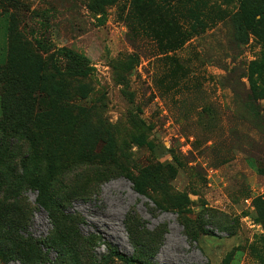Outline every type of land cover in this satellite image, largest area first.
Returning a JSON list of instances; mask_svg holds the SVG:
<instances>
[{"label":"rangeland","instance_id":"1","mask_svg":"<svg viewBox=\"0 0 264 264\" xmlns=\"http://www.w3.org/2000/svg\"><path fill=\"white\" fill-rule=\"evenodd\" d=\"M241 2H174L185 34L174 47L147 31L159 0H118L104 23L94 0H0V64L9 41L26 87L17 95L0 70V121L33 144L16 163L9 151L0 201L22 202L23 236L45 254L28 264H140L114 249L151 264H264V97L249 100L264 44L240 33ZM60 47L90 73L72 75ZM152 167L150 196L131 177ZM65 236L62 251L46 244Z\"/></svg>","mask_w":264,"mask_h":264},{"label":"trees","instance_id":"2","mask_svg":"<svg viewBox=\"0 0 264 264\" xmlns=\"http://www.w3.org/2000/svg\"><path fill=\"white\" fill-rule=\"evenodd\" d=\"M161 3L154 6L155 11L158 13L157 16H153L150 22L147 21V27L150 33L154 34L157 39H160L162 42L165 38L170 39V43H175L174 47H178L180 45V40L185 37L184 32L180 30V25L178 24L177 14L174 13L173 3L179 2L182 0H159ZM118 0H94L93 7L94 9L101 13V17L99 18L101 23L105 22L106 19V8L116 4ZM162 4V5H161ZM136 5L141 7V4L136 1ZM170 16V19L168 18ZM237 18V27L240 33H249L252 32L263 44H264V0H242L239 11L236 15ZM196 25L195 29L198 27L203 28V22L201 19L196 16ZM235 21V20H234ZM11 25H8V39L10 35ZM172 36V37H171ZM37 45L40 49L44 51L52 50V47L47 45L43 40H38ZM9 41H8V58L5 64H0V70L3 71V74L8 77L10 80V87L18 95V93H23V86L19 78L17 76L18 70L16 61L11 57V51L9 50ZM53 53L64 57L68 61L67 69L68 71L75 76H87L91 67L89 66L87 60L80 54L76 53L73 49L68 47H60L55 48ZM59 61L55 59V68L59 69L58 66ZM251 74L250 78L252 79V88L251 95L249 97L250 101H256L258 98L264 97V54L262 61H253L250 64ZM26 88V87H25ZM52 90L59 94L62 91L61 84L53 85ZM5 123L4 121H0V167L7 164L9 165L8 158L9 153L15 148H19V152L17 155L13 154L11 156L12 163H16L17 160H20V155L31 150L33 144L29 137H19L23 139L20 142V139L16 137H9L5 133ZM140 142L142 144L146 143V139H141ZM13 146V147H12ZM16 156V157H14ZM24 156V155H23ZM174 160L177 161V156L173 154ZM23 158V157H22ZM18 160V161H19ZM25 158L22 159L21 163L24 162ZM171 166V165H169ZM0 173L1 170H0ZM3 174V173H2ZM159 170L157 167L146 168L142 171L140 177H131L134 181L137 190L143 194L150 195L148 192L147 184L150 182L153 185V188L160 184L159 181ZM259 203L264 204V200H257L258 207H260ZM262 216V220L264 222V215ZM26 221L25 210L23 208L22 202L19 200L9 201V200H1L0 201V257L7 263L11 259H21L24 263L28 264L30 261L33 263L41 262L45 259V254L37 250L33 251V248H36L37 242L35 239H25L23 236V227ZM133 241L136 242L137 245H140V254L144 255L151 251L150 245H145L144 243H138L137 236L135 237L133 233L136 231L131 228ZM73 233V232H72ZM209 233V232H206ZM74 237V234H73ZM75 239V237H74ZM139 240V239H138ZM65 243H70L69 236L65 237H56L49 238L46 240V244L48 247H53L55 249L63 250V245ZM38 245V244H37ZM62 245V246H61ZM31 248L30 254L27 252L26 248ZM113 253L119 257L123 261H134L140 264H151L147 261H144L142 258L137 256V254L128 257L120 251L114 249ZM144 253V254H143ZM264 261V259H263Z\"/></svg>","mask_w":264,"mask_h":264}]
</instances>
